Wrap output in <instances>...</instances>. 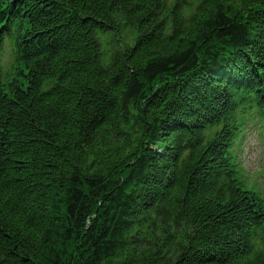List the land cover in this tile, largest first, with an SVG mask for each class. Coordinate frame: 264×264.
Here are the masks:
<instances>
[{
	"label": "trees",
	"instance_id": "obj_1",
	"mask_svg": "<svg viewBox=\"0 0 264 264\" xmlns=\"http://www.w3.org/2000/svg\"><path fill=\"white\" fill-rule=\"evenodd\" d=\"M7 15L0 264H264V199L230 154L242 116L264 119V0Z\"/></svg>",
	"mask_w": 264,
	"mask_h": 264
},
{
	"label": "rangeland",
	"instance_id": "obj_2",
	"mask_svg": "<svg viewBox=\"0 0 264 264\" xmlns=\"http://www.w3.org/2000/svg\"><path fill=\"white\" fill-rule=\"evenodd\" d=\"M5 61H8L7 55ZM254 124L245 127L234 151L242 171L248 177V183L264 192V126Z\"/></svg>",
	"mask_w": 264,
	"mask_h": 264
},
{
	"label": "bare ground",
	"instance_id": "obj_3",
	"mask_svg": "<svg viewBox=\"0 0 264 264\" xmlns=\"http://www.w3.org/2000/svg\"><path fill=\"white\" fill-rule=\"evenodd\" d=\"M2 21L6 22V23L15 22V20L10 18L8 15L3 16V18H0V22H2ZM4 36H9V37H12L14 39L18 38L17 32H10L8 30L0 33V37H4Z\"/></svg>",
	"mask_w": 264,
	"mask_h": 264
}]
</instances>
